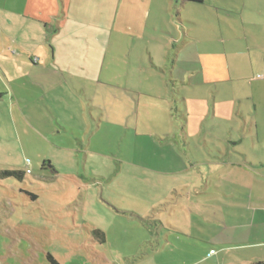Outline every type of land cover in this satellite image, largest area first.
I'll return each mask as SVG.
<instances>
[{
	"label": "rangeland",
	"instance_id": "rangeland-1",
	"mask_svg": "<svg viewBox=\"0 0 264 264\" xmlns=\"http://www.w3.org/2000/svg\"><path fill=\"white\" fill-rule=\"evenodd\" d=\"M0 6V170L31 169L0 177V264H245L171 230L183 214L159 200L264 179V88L202 69L220 52L249 65L241 19L219 22L214 0H62L46 28Z\"/></svg>",
	"mask_w": 264,
	"mask_h": 264
},
{
	"label": "crops",
	"instance_id": "crops-1",
	"mask_svg": "<svg viewBox=\"0 0 264 264\" xmlns=\"http://www.w3.org/2000/svg\"><path fill=\"white\" fill-rule=\"evenodd\" d=\"M61 1L0 0V5L5 9L15 7L18 9L16 16L38 23L44 21L43 23L48 28L50 19L59 17L58 8ZM214 3V17L218 18L219 22H223V17H225V20L229 19L230 22L233 20L238 22L241 19L242 24H245L243 33L244 39L249 41L250 63L248 66L251 67L253 77L248 80L247 75L242 74L249 68L247 65L237 68L235 65L225 64L226 57L224 59L223 56L227 54L222 52L218 54V58H202V69L206 72L212 70V73L206 77L209 82L216 83L226 79L244 80L250 87V98L255 99L257 89L264 88V0H214ZM194 4L206 5V0L203 3L194 2ZM55 7L56 11L53 12L52 9ZM3 17L10 18L7 15H3ZM63 29L60 26L57 30L49 28L47 40L50 41L51 37L56 39ZM33 40L35 39L33 38ZM51 47L52 57L50 58L47 53V61L56 63V48L54 45ZM33 53L35 52L28 54L33 66L27 62L26 66L29 65L32 70L50 72L47 65L40 64L41 58ZM35 58L38 60L34 61ZM155 68L158 69L156 66ZM0 95V98L3 99L8 94L0 92ZM257 163L264 165V161ZM202 181L190 192H188V182L182 183V186H185V193L175 190L177 196H174L175 193L170 190L167 195L159 199L160 201L166 199L169 205L175 201L177 209L183 214V222H176L177 224L169 222L171 230L184 233L186 236L190 235L192 238L206 240L220 248L219 252L213 246L208 252V256L238 252L237 254L243 255L245 264H252L256 260L264 259V179H202ZM206 199L208 200L205 202ZM204 205L211 209L204 210ZM170 207L171 205L166 209L168 210ZM170 215H173V212ZM160 223L163 224V221L161 220ZM166 237L169 239V235ZM212 250L215 252L212 253Z\"/></svg>",
	"mask_w": 264,
	"mask_h": 264
},
{
	"label": "trees",
	"instance_id": "trees-1",
	"mask_svg": "<svg viewBox=\"0 0 264 264\" xmlns=\"http://www.w3.org/2000/svg\"><path fill=\"white\" fill-rule=\"evenodd\" d=\"M187 1L196 2V3H203L204 2V0H187ZM27 172H31V169H29V171H26L24 169H5V170H0V177L1 178L15 177L19 180H23L25 178ZM27 193L30 194L33 197V199L37 198L36 194L30 193V192H27ZM92 232L95 234V236H100V238H101L100 241L105 242V234L103 231L96 228ZM48 260L50 261V264H60L50 254H48ZM252 264H264V259L256 260Z\"/></svg>",
	"mask_w": 264,
	"mask_h": 264
},
{
	"label": "built area",
	"instance_id": "built-area-1",
	"mask_svg": "<svg viewBox=\"0 0 264 264\" xmlns=\"http://www.w3.org/2000/svg\"><path fill=\"white\" fill-rule=\"evenodd\" d=\"M37 60H38L37 58H35V59H34V61H37ZM214 252H215V251H214V250H212V253H214Z\"/></svg>",
	"mask_w": 264,
	"mask_h": 264
},
{
	"label": "water",
	"instance_id": "water-1",
	"mask_svg": "<svg viewBox=\"0 0 264 264\" xmlns=\"http://www.w3.org/2000/svg\"><path fill=\"white\" fill-rule=\"evenodd\" d=\"M0 97H1V95H0Z\"/></svg>",
	"mask_w": 264,
	"mask_h": 264
}]
</instances>
